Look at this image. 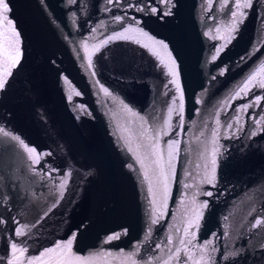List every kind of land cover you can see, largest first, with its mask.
<instances>
[{
    "label": "water",
    "instance_id": "obj_1",
    "mask_svg": "<svg viewBox=\"0 0 264 264\" xmlns=\"http://www.w3.org/2000/svg\"><path fill=\"white\" fill-rule=\"evenodd\" d=\"M7 3L21 55L0 91V128L10 134L0 135V264L37 257L73 233L72 251L88 264H192L201 245L214 264H264V228L254 226L264 218V73L236 95L264 64V0L239 10L233 0H171L163 17L148 11L165 7L159 0ZM126 28L166 43L177 75L138 33L126 35L140 43H102ZM139 117L148 136L160 132L165 172L167 145L178 141L166 200ZM12 135L42 154L39 163ZM13 242L25 257L13 256Z\"/></svg>",
    "mask_w": 264,
    "mask_h": 264
},
{
    "label": "snow or ice",
    "instance_id": "obj_2",
    "mask_svg": "<svg viewBox=\"0 0 264 264\" xmlns=\"http://www.w3.org/2000/svg\"><path fill=\"white\" fill-rule=\"evenodd\" d=\"M109 3H112L113 0H108ZM116 3H119L120 0H115ZM159 2L164 5L165 7L157 8L155 6L150 7L148 11H150L151 14L159 15L161 17L167 16L171 14L170 8H171V0H159ZM235 3L236 9H248L253 6V0H233ZM70 3H76V0H70ZM225 5H227V0H225ZM129 7L135 8L138 11H144L145 9L142 7H139L137 5L129 4ZM10 12L9 4L7 3V0H0V54L3 55L4 63L0 64V91H2L6 84L7 80L4 78L6 76H11L12 72L11 69L18 65L19 59H20V49L17 46V42L19 41V33L15 29V25L13 21L9 18L8 13ZM244 15L243 11H233L232 16L233 18L242 17ZM117 20H120V17H116ZM138 23V22H137ZM126 33H138L140 36L146 37L151 43L155 46H157L159 49L164 50L167 53V62L160 57L158 52L153 51V55L157 56L160 59V63L164 65L168 69V74L175 76L177 73L174 70V66L176 64L175 59L172 57L171 52L168 51V45L164 43L163 41L154 40L147 32H144L143 29L138 28H126L123 32L118 33L115 36H109L105 41H103V44H107L109 41L114 40H134L136 43H140L139 40H135L134 36L126 35ZM145 48H148L149 45L145 44L143 45ZM87 47V45H85ZM98 50V47H97ZM216 57H213L215 59ZM89 66H92V61L89 59ZM261 73H264V64H262L259 68V71L256 73H253L247 80V82L243 85L242 88L236 93L237 96L240 95L241 92H246L250 90V86L254 85V82L257 80V76ZM93 75L95 73L93 72ZM258 86L261 88H264V79H261L258 82ZM106 95H110L108 90L106 88L102 89ZM79 94V93H77ZM175 103V101H173ZM226 103V102H225ZM256 103H259V99H257L256 102H254L251 105H244L242 108L238 109V111H245L248 107H254L256 106ZM129 111H131L129 109ZM171 112V109H170ZM135 115V113H133ZM139 119L142 121V137L146 140L151 141L150 143H146L143 145L145 152V157H155V159H150V166H154L151 168L152 175H157V170L159 171V175L164 177L163 184H164V199H167V183L169 179V174L172 173L173 165H172V159L175 155V152L173 151L175 145L178 144V141H171L168 143V160H167V169L168 171L165 172V169L162 167V162L164 161L163 154L158 149V142L157 138L160 135V132L156 133V136H148L149 129L145 127L147 124V121L144 120L143 117H139ZM264 119V118H262ZM167 123V122H166ZM219 123V121H218ZM228 127H231V125H228ZM216 131L213 132V137L216 136ZM166 134V133H165ZM0 135L3 136H9L10 134L5 131L3 128H0ZM252 135H255V133H252ZM11 139L14 141H17L19 144L23 145L25 150L30 154L35 156L34 163H39L41 155L37 152V150L33 147H29L28 145L24 144V141L21 140L18 136L12 135ZM217 150H213V159L211 161L213 166L217 165ZM139 159V158H138ZM141 167L146 168L145 171V179L149 181V191H152L151 187V176L149 175L148 166L145 165L144 160L141 159ZM199 167V165H198ZM207 179L208 183H212L211 179ZM60 187L63 189L66 187L64 183L60 185ZM185 187H188V185H185ZM205 195L211 196V192H206ZM62 198V196H61ZM202 207H207V203L204 202L202 204ZM163 214V213H162ZM199 216L197 217V220H199ZM3 221H0L2 223ZM152 223H156L155 220L152 221ZM254 226L264 228V218L256 219ZM191 227H198V224L192 225ZM126 234V233H124ZM185 234L192 237L194 236L193 232H190L188 229H185ZM17 236L23 235V232L19 229L16 231ZM120 234H114L109 239H119ZM76 239V234L73 233L72 236L65 242H58L55 244L54 247L45 249L43 252L40 253L37 257H27L26 259H21L20 264H88V260L86 258L76 256L72 251L73 243ZM181 244H191V240L185 241L181 240ZM11 249L13 252V256L16 257L17 254H19V258L25 257V254L27 253V249L23 247H19L16 242H13L11 244ZM180 249H177V254H179ZM212 251H215L213 248ZM188 255V253H186ZM177 255V259H178ZM189 258L192 260V264H214V261L212 259L211 253L208 249L207 245H201L199 248V255H191ZM8 264H17V260H9ZM167 264V262H165Z\"/></svg>",
    "mask_w": 264,
    "mask_h": 264
}]
</instances>
